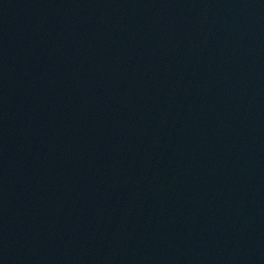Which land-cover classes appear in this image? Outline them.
Here are the masks:
<instances>
[{
    "label": "water",
    "instance_id": "obj_1",
    "mask_svg": "<svg viewBox=\"0 0 264 264\" xmlns=\"http://www.w3.org/2000/svg\"><path fill=\"white\" fill-rule=\"evenodd\" d=\"M0 264H264V0H0Z\"/></svg>",
    "mask_w": 264,
    "mask_h": 264
}]
</instances>
